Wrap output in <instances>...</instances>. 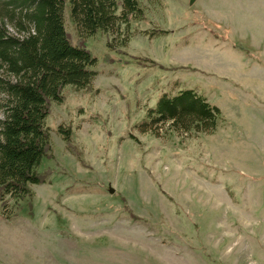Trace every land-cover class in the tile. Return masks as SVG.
<instances>
[{"label": "rangeland", "instance_id": "1", "mask_svg": "<svg viewBox=\"0 0 264 264\" xmlns=\"http://www.w3.org/2000/svg\"><path fill=\"white\" fill-rule=\"evenodd\" d=\"M137 1L143 19L113 35L64 12L96 76L49 104L44 183L0 204V264H264V0ZM182 89L225 122L139 133Z\"/></svg>", "mask_w": 264, "mask_h": 264}, {"label": "trees", "instance_id": "2", "mask_svg": "<svg viewBox=\"0 0 264 264\" xmlns=\"http://www.w3.org/2000/svg\"><path fill=\"white\" fill-rule=\"evenodd\" d=\"M77 32L116 34L144 17L137 0H0V204L31 196L44 183L37 168L49 150L44 125L49 104L62 102V90L90 86L96 57L79 35L65 30L64 12ZM149 36L165 35L150 31ZM225 122L219 109L193 89L162 94L137 125L158 137L165 126L181 134H212ZM57 132L71 148V131Z\"/></svg>", "mask_w": 264, "mask_h": 264}]
</instances>
